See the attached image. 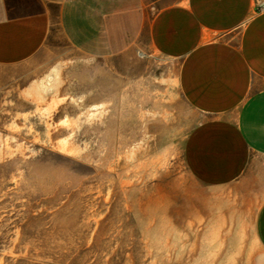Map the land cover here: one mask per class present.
I'll list each match as a JSON object with an SVG mask.
<instances>
[{"label": "rangeland", "instance_id": "374dc122", "mask_svg": "<svg viewBox=\"0 0 264 264\" xmlns=\"http://www.w3.org/2000/svg\"><path fill=\"white\" fill-rule=\"evenodd\" d=\"M175 67L137 49L90 62L60 39L0 67V264H264L256 203L205 224Z\"/></svg>", "mask_w": 264, "mask_h": 264}, {"label": "crops", "instance_id": "0c3cea01", "mask_svg": "<svg viewBox=\"0 0 264 264\" xmlns=\"http://www.w3.org/2000/svg\"><path fill=\"white\" fill-rule=\"evenodd\" d=\"M57 39L90 62L137 49L175 63L195 113L183 160L209 192L205 224L220 211L225 222L227 202L256 203L251 234L264 253V0H0V67ZM230 189L234 199L221 193Z\"/></svg>", "mask_w": 264, "mask_h": 264}]
</instances>
